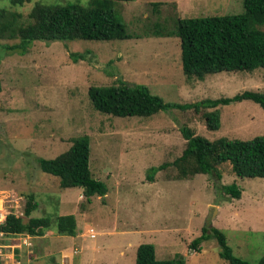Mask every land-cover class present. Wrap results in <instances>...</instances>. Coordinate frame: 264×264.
<instances>
[{"label": "rangeland", "instance_id": "1", "mask_svg": "<svg viewBox=\"0 0 264 264\" xmlns=\"http://www.w3.org/2000/svg\"><path fill=\"white\" fill-rule=\"evenodd\" d=\"M37 1L69 0L24 5L0 0V8L27 17ZM117 7L132 38L39 40L25 54L0 50V223L10 212L28 220L29 193L39 201L32 216L75 214L78 223L76 236L55 229L41 236L0 235V264H136L142 243H153L158 258L182 254L187 264H230L213 238L202 241L200 251L191 247L204 225L223 229L235 254L256 264L264 255V177H239L229 162L219 165L221 179L209 174L180 178L173 165L158 171L154 181L147 174L150 167L182 155L183 126L211 140L247 139L264 134L263 108L251 100L220 105L221 127L211 130L205 112L213 108L118 117L96 110L89 96L91 86L115 84L119 78L145 84L175 103L264 92L263 67L187 77L180 37L153 32L157 24L173 29L178 17L243 12L244 0H133ZM71 52L89 53L75 62ZM85 134L91 139L93 175L109 186L104 197L91 202L82 187L62 188L59 177L38 163L68 150L75 137ZM233 182L243 190L240 198L222 188Z\"/></svg>", "mask_w": 264, "mask_h": 264}, {"label": "trees", "instance_id": "2", "mask_svg": "<svg viewBox=\"0 0 264 264\" xmlns=\"http://www.w3.org/2000/svg\"><path fill=\"white\" fill-rule=\"evenodd\" d=\"M12 5H24L32 0H10ZM133 0H69L66 3L37 1L27 17L8 7L0 8L1 53L19 52L25 54L35 41L52 42L75 39L111 41L132 38L126 22L118 10V2ZM158 4V3H157ZM158 36H179L183 71L189 78L204 79L207 74L223 71H253L264 68V0H244V11L236 14L178 17L175 27L167 29L157 24L153 31ZM14 43L2 42L5 40ZM89 52H71L75 62L87 58ZM1 63V57H0ZM1 87V78H0ZM89 96L94 108L105 114L118 117L152 116L162 110L173 108H213L205 112L207 125L211 130L221 127L220 105L244 100L258 103L264 110V92L244 90L233 96L206 98L196 103L167 102L151 91L145 84H130L122 78L111 85H93ZM187 139L181 156L172 162L152 166L147 174L154 181L155 174L175 166L178 177L189 178L195 174L215 175L221 179L219 165L229 162L239 177H264V134L251 138L220 137L211 140L196 134L183 126ZM90 136L81 135L73 139L71 147L54 158L38 159L42 171L59 177L62 188L82 187L87 201L94 196L104 197L108 184L93 175L90 166ZM227 194L240 198L242 188L236 183L222 186ZM39 201L34 193L27 195L24 215L10 212L0 224L5 234L44 235L55 229L61 235L76 236L78 223L75 214L51 217H34ZM215 239L220 247L219 254L230 264H253L235 254L223 229L204 225L200 236L191 247L201 250L204 240ZM136 264H187L182 254L170 258H158L153 243L138 246ZM256 264H264V255Z\"/></svg>", "mask_w": 264, "mask_h": 264}, {"label": "built area", "instance_id": "3", "mask_svg": "<svg viewBox=\"0 0 264 264\" xmlns=\"http://www.w3.org/2000/svg\"><path fill=\"white\" fill-rule=\"evenodd\" d=\"M5 220H6V219H5ZM5 220H4V221H5ZM4 221H3V222H4ZM1 223H2V222H1ZM1 223H0V224H1ZM89 233H91L90 235H91L92 237H95V235H96V233L93 232V230H90ZM0 235H4V232L0 231Z\"/></svg>", "mask_w": 264, "mask_h": 264}, {"label": "crops", "instance_id": "4", "mask_svg": "<svg viewBox=\"0 0 264 264\" xmlns=\"http://www.w3.org/2000/svg\"><path fill=\"white\" fill-rule=\"evenodd\" d=\"M217 206H218V209H219L220 206H219V205H217ZM91 229H93V228H91ZM90 234H91V233H90Z\"/></svg>", "mask_w": 264, "mask_h": 264}, {"label": "clouds", "instance_id": "5", "mask_svg": "<svg viewBox=\"0 0 264 264\" xmlns=\"http://www.w3.org/2000/svg\"><path fill=\"white\" fill-rule=\"evenodd\" d=\"M5 234V233H4ZM91 236V235H90ZM96 236V235H95Z\"/></svg>", "mask_w": 264, "mask_h": 264}]
</instances>
